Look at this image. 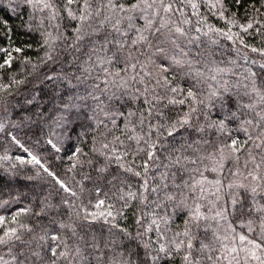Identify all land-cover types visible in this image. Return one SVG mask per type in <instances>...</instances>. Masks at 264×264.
I'll return each instance as SVG.
<instances>
[{
  "label": "trees",
  "instance_id": "16d2710c",
  "mask_svg": "<svg viewBox=\"0 0 264 264\" xmlns=\"http://www.w3.org/2000/svg\"><path fill=\"white\" fill-rule=\"evenodd\" d=\"M45 2H50L53 7L41 10V6L34 7L27 0H0V17L10 21L11 29L6 31L0 27V49L7 50L0 51V64H4L9 53L12 57L10 64L0 67V216L7 221L5 229L18 227L11 218L26 210L17 217L19 223L32 227L33 235H44L47 230L49 236L60 237L59 241L48 239L45 242L47 246L55 247L60 243L58 251H62L65 250L66 243L72 250L68 260H57V264H132L133 261L136 264H181L179 256L175 260H147L146 250L138 247L135 239L127 240L125 232L122 231L126 229L133 237L138 232L142 233L139 243L150 245L151 256H163V253L158 252L160 244L171 248L170 241L175 233L184 230L189 216V209L184 204L194 206V194L184 187H172L171 175L164 181L168 187L162 186L160 177L166 171L163 165L169 163L166 158L169 150L166 148L163 152L158 151L161 166L153 168L149 173V186L160 187L157 192L144 193L146 200L141 196L143 189L140 187L144 177H136L126 172L115 160L109 159L113 148L121 152L127 151L129 155L122 163L142 171L138 166L146 156L144 153L134 155L137 144L128 140V137L145 135L148 124L156 123L155 119L145 120L144 125L138 123L146 105L143 98L134 99L137 88L143 91L141 84L129 79L135 72L122 71L127 53L143 52L144 55L139 56L141 62L151 56L155 64L149 68L155 75L158 65L169 66V58L177 55V50L171 43H164L160 46L165 48V54L153 55L155 47L147 49L144 45L126 46L117 63L105 65L111 74L107 77L106 85L105 73L100 67L94 66L95 55L91 61L85 63L87 48H83L80 53L72 48H67L66 51L67 45L74 38L72 30L77 26L76 21L68 18L66 0ZM196 2L199 5L197 15H192V10L184 7L185 15L192 20L191 25H184L186 31L191 29L188 37L177 39L180 47L189 52L187 39L199 36V40L191 46L189 56L185 58L193 61L191 75L183 76L184 72L189 71V67L185 65L179 70L177 81H174L185 90L191 87L196 93V99L188 100L184 105L170 106L165 114L170 120H175L187 112L189 106L198 109L192 123L202 131L181 130L175 143L177 146L185 141L192 143V148L187 149L184 155L197 158V162L188 164V168L219 169L223 164L222 171L209 170L204 174L209 180L222 181L219 195L223 197V201H229L230 192L233 191L227 187L230 182L246 184L249 189L257 183L264 186V163L261 162L264 145L257 149L250 141L235 154L228 147L233 139L243 143L248 135H252L255 141L260 132L259 128H255L256 122L260 120V116H264V101L261 100V96H264V68L261 67L264 65V55L259 51L264 49V0ZM176 7L180 8L182 5L177 4ZM55 12H59V15L53 20ZM176 19L179 22L183 17L177 15ZM197 20L200 21L199 24L196 23ZM135 23L137 27H143L142 20L137 19ZM57 24L60 25L59 28L56 27ZM249 24L252 25L250 28ZM197 27L200 32H196ZM224 33L231 35L233 39H227ZM61 34L67 39H55ZM135 35V32L128 34L129 45ZM172 38H176L175 33ZM45 39H48L49 44L44 43ZM150 39L155 46L164 40V36H150ZM15 48H20L21 51L16 52ZM253 48L258 51L253 52ZM46 53L52 59H48ZM111 55L112 51H108L107 56ZM73 56L77 59L69 63ZM85 68L89 71L85 72ZM220 69L224 71H219ZM117 71L120 72L119 77L114 75ZM176 71L174 67H170L169 73L165 75L171 79ZM251 73L257 75L253 77ZM121 77L127 80L128 87L120 86ZM96 84H99L98 89L93 87ZM254 87L259 89V94L253 91ZM89 92L93 96H99V100L91 97L87 100L76 98L78 95L87 96ZM113 93L121 97L118 102L108 100L107 97ZM66 105L69 106L65 107ZM248 105L253 107L249 108ZM129 112H134L135 115L129 116ZM120 113L124 115L120 116ZM232 113H235V118ZM220 120L225 121L223 130L218 125ZM248 120L252 121V125L244 123ZM133 126L135 131L132 130ZM244 129H247V133ZM115 137H119L124 144L121 145ZM194 141L198 143H193ZM162 142L168 144L172 141L169 138ZM104 144L108 145L107 149L103 148ZM249 152L255 157V162ZM175 155L173 153V158ZM236 156L239 157L238 160ZM32 157H36L39 163L30 162ZM255 164H261L260 169H256ZM171 171H175V168ZM249 172L262 179L254 181ZM193 175L199 178L198 174ZM57 178L68 190L57 182ZM187 179L188 173L177 174L174 182L182 184ZM206 187L208 197L199 203L203 205L201 210L211 216L216 209L209 211V201L215 199L212 193L216 186ZM129 192L136 193V198L131 199L126 195ZM167 195H172L175 199L168 200ZM256 199L264 204L260 195ZM100 200L104 201V205L96 208L95 205ZM220 203L217 202V207ZM250 203L251 196L245 200V206ZM109 210L113 216L108 217L107 222L103 218L92 220L88 215L93 212L106 213ZM161 218L166 219L167 224ZM250 218L252 216L248 213H237L235 216L229 214L227 221H202L201 227L211 225L209 238L213 231H217L220 236L231 235L230 222L235 227L236 234L243 233L257 238L260 231L258 222L252 225L255 229L253 233L247 231L246 221ZM153 219L160 225L159 234L155 226H152L151 231H146L152 225ZM137 220L140 221L139 224ZM241 220L245 221L244 227L240 226ZM61 223L71 227L62 229L59 227ZM73 230L76 235L72 234ZM198 235L203 237V231ZM25 238H30L27 233ZM97 242L99 247L95 246ZM77 247L80 249L79 253L75 251ZM215 247L219 249V243ZM44 251L46 259H55L46 248ZM130 252L132 255H129ZM7 253V246H0V254H4L5 259H10ZM208 254L219 253L217 251ZM173 255H176L175 252ZM182 255L183 252L180 253ZM248 264L258 262L250 260Z\"/></svg>",
  "mask_w": 264,
  "mask_h": 264
},
{
  "label": "snow or ice",
  "instance_id": "6c2138e0",
  "mask_svg": "<svg viewBox=\"0 0 264 264\" xmlns=\"http://www.w3.org/2000/svg\"><path fill=\"white\" fill-rule=\"evenodd\" d=\"M29 4L33 6H41V10L52 8L53 5L50 2H45V0H27ZM180 4L182 7L177 8L176 5ZM75 5V7H73ZM189 7L192 10V15H197L198 3L196 0H134V2L129 3L128 0H66L65 10L67 11L68 18L71 21H76L77 26L72 30L74 33V38L67 45V48H72L76 53H80L83 48L88 49L87 58L85 63L91 61L93 55H95L94 66L100 67L105 73L104 81L107 85V77L111 75L109 73L108 67L105 65H112L118 62L119 55L123 52L126 46H139L144 45L147 49L155 47V53L164 55L165 48L161 47L160 44L171 43L175 50H177V55L171 56L169 66L160 64L157 66L156 73L154 75L153 71L150 70L149 66L154 65L155 61L152 60L151 56L147 57L144 62H141L139 59L140 55H144L143 52H138V54L129 51L125 57V66L122 69L124 72L132 70L135 72V75L129 77V79L138 82L143 86V91L139 88L136 89V96L134 99L143 98V102L146 105V108L141 112L138 123L144 125L145 120L151 121L152 119L156 120V123L148 124V132L145 135H133L129 136L128 140L134 141L137 144V149L134 155L139 153H144L146 159L138 166L142 171L135 170L134 167L130 164L126 165L122 163L125 157L129 155V152H121L116 148L112 149L110 160H115L121 168L126 172L136 176H143V183L140 187L143 189L141 196L146 200L144 193L148 191L157 192L159 191L160 186L151 187L149 186V173L153 168H159L160 158L158 155L159 152H163L166 148L169 150L167 159L168 164L163 165L166 169L165 172L161 174V184L164 188L168 187L167 183H164L169 177L172 176L173 184L172 187L180 189L181 187L187 188L194 195L192 197L194 206L189 207L186 203L184 207L189 209L188 219L185 221L184 230L182 232H176L174 238L170 241L172 245L171 248H167L164 244H160L158 252L163 253V256H151L149 249L150 245L147 243L140 244L139 241L142 238V233H137L135 237L131 236L126 229H122L126 234L127 240L135 239L137 241L138 247L144 248L145 257L147 260L156 261L161 259L175 260L177 256L181 259V264H248V262L256 261L258 264H264V204L259 203L256 197L260 195V198L264 200V186H261L260 183H257L254 187L249 189L248 185L243 183H234L230 182L227 187L230 190V199L229 201H223V197L219 195L221 191L222 181L209 180L208 177L204 174L206 171L217 172L223 170V164L220 165L219 169L213 167L208 169L205 167L201 170L197 168H188V164H196L197 158L184 155V152L187 149L192 148V143L185 141L184 144L177 146L175 140L177 135L181 130L187 132L188 129H194L196 131H202L201 128H195L192 121L196 116L198 109L193 106H189L188 111L184 112L182 116H178L175 120H170L169 117L165 114V110L169 109L170 106L175 107L178 105H184L188 100H195L196 93L193 92L192 88L189 87L185 90L180 86L177 81V77L180 75V69L185 65L189 67L188 72H184L183 76L191 75V65L193 63L190 59H185L189 56L191 51V46L199 40V36H192L187 39V45L189 47V52H185L183 48L177 43V39L180 37H188V31H186L184 25H191L192 20L185 15L184 7ZM215 6V5H213ZM59 15V12H55L52 16V19L55 20ZM177 15L183 17L177 22ZM140 19L143 21V27H137L135 21ZM95 22V24L93 23ZM126 22V27H125ZM197 24L200 23L199 20L196 21ZM10 21L0 17V27H3L6 31H10L9 27ZM252 25L249 24L250 28ZM57 28L60 27L59 24L56 25ZM165 30L167 35H165ZM196 32H200V28L195 29ZM247 29H245L246 31ZM135 32V37L131 40V45L127 39L128 34ZM176 34V38H172V34ZM207 33H205L206 35ZM49 35H51L49 33ZM227 36V39L232 40L233 37L224 33ZM151 37L164 36V40L159 41L157 45H153ZM66 37L61 34L60 37L55 39ZM45 44H49L48 39H45ZM16 52H20V48L14 49ZM0 51H7L6 49H0ZM112 51L111 56H107V52ZM253 52L258 51L256 48L252 49ZM262 55H264V49L259 50ZM103 54V55H102ZM48 59H52V56L46 53ZM11 54L9 53L8 59L4 61V64H0V67H4L11 63ZM77 59L76 56L72 57V60L69 63H73ZM170 67H174L177 71L171 76V79L166 73H169ZM264 68V65H261ZM139 69V71H136ZM85 72H88L89 69L85 68ZM219 71H224L220 69ZM116 77L120 76V72L117 71L114 74ZM197 75L199 73L197 72ZM255 77L256 73H251ZM53 77H48L52 79ZM137 78H139L137 80ZM183 78V77H181ZM215 77H213L214 79ZM79 79V78H78ZM97 79H100L99 77ZM115 81H113L114 83ZM121 87H128L127 80L121 77ZM94 88H99V84L93 86ZM159 89V91H157ZM227 91V89H225ZM103 91V90H102ZM253 91L259 94V89L253 88ZM163 93V94H161ZM247 94V93H246ZM215 95V93L213 94ZM89 97L95 100H99V96H93L91 92L87 96H77L79 100H87ZM110 102L119 101L120 96H117L116 93L107 97ZM261 100L264 101V96H261ZM203 103V101H200ZM66 105L65 107H68ZM247 107L251 108L253 105H248ZM123 113H120V116H123ZM129 116L135 115L134 112H129ZM232 117L235 118V113H232ZM227 119V117H226ZM163 121V122H161ZM264 116H260V120L256 122L255 128H259L260 132L256 136V140H253L252 135H248L247 139L240 143L237 139H233L231 144L228 147L231 149L233 154L239 153L245 145L250 141L253 142L255 148L260 149L264 145ZM115 123V121H113ZM217 123V122H214ZM244 123L252 125V121L248 120ZM219 128L223 130L225 127V121H218ZM127 127V126H126ZM133 131H135V126H133ZM247 133V129H244ZM153 134H155V139H153ZM171 139V143L165 144L162 141H168ZM115 140L118 141L121 145L124 144V141L120 140L119 137H115ZM260 141V142H256ZM51 143V141H49ZM193 143H198L194 141ZM141 144L143 146H141ZM239 144V147L237 145ZM55 147V145H53ZM103 148L107 149L108 145L104 144ZM183 150V151H181ZM79 151V149H77ZM195 152L196 149H193ZM221 152L223 149L220 150ZM173 153H176L175 158H173ZM249 156L252 161L255 162V157L249 152ZM238 160L239 157L236 156ZM39 163L36 157H32V161ZM261 162L264 163V156L261 157ZM247 166V162L245 163ZM261 164H255L256 169H260ZM175 168V171L171 169ZM103 171V169H102ZM188 173L189 179L183 180L182 184H176L174 181L177 177V174ZM55 175L54 173H50ZM198 174L199 178L197 179L195 175ZM249 175L252 176L254 181L262 179L258 175H254L252 172H249ZM57 182L61 184L65 190H68L67 187L63 184L62 181ZM206 185H215V192L212 195L215 197L213 201H209L212 209H216L214 215H207L201 209L203 205L199 203L202 199H207L208 190ZM259 190V191H258ZM199 193V195H196ZM243 193V195H241ZM128 195L131 199L136 198V193L129 192ZM251 196V203L246 207L245 200ZM123 198V197H122ZM166 199L173 200L175 199L172 195H167ZM143 202V200H142ZM217 202H221L219 207H217ZM104 205V201L100 200L95 205L96 208H100ZM127 206V205H125ZM111 207V206H109ZM179 207V205H178ZM26 210H22L24 212ZM22 212L16 213L11 219L13 222L18 224V227L6 228L4 225L7 223L5 217L0 216V246H7L8 255L10 259H5L4 254H0V264H57V260L64 259L68 260L71 253V249L68 248L67 244H64L65 250L58 251L61 244L57 243L55 247L47 246L45 242L50 239L52 241H59L60 237L58 235L49 236L47 230H45L44 235L36 236L33 235L34 229L27 224L19 223L17 217H19ZM237 213L244 214L248 213L252 218L246 221L248 228V233H253L255 229L252 227L254 223L258 222L259 234L257 238H251L249 235L239 233L236 234V229L229 222V228L231 235H218L217 231L212 232L211 238L208 237V231L211 228L210 224L204 225L201 227L202 221L214 220L219 222L220 220H228L229 214L235 216ZM92 220H97L103 218L107 222L108 217H112V211L100 212L99 214L93 212L89 213ZM87 219V216L85 217ZM165 224L167 220L161 218ZM139 224L140 221L137 220ZM245 221H240V226L244 227ZM152 226H155L158 234L160 231V225L155 219L152 220V225L149 226L146 231H151ZM60 228L71 227L70 225H65L61 223ZM200 231H203L204 235L201 237L198 235ZM25 233L28 234L30 238H25ZM73 235H76L75 230H73ZM182 237V238H181ZM179 238V239H177ZM205 240H208L206 243ZM219 243V249H216L215 244ZM197 244L199 248H197ZM35 245V247L33 246ZM231 245V246H230ZM96 247H99L98 242L95 244ZM107 246V245H106ZM50 252L51 257L55 259H46L45 251ZM77 253L80 252L79 247L75 249ZM219 254L213 255L208 253ZM175 252V256L173 255ZM183 252V255L180 256V253ZM194 253H201L202 255H194ZM241 253L244 255L241 256ZM139 256V253H135ZM129 255H132L130 252ZM71 264V262H69ZM132 264H136L135 261Z\"/></svg>",
  "mask_w": 264,
  "mask_h": 264
}]
</instances>
